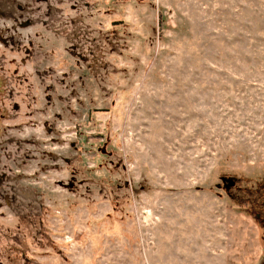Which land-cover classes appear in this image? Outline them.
I'll return each instance as SVG.
<instances>
[{
    "label": "rangeland",
    "instance_id": "1",
    "mask_svg": "<svg viewBox=\"0 0 264 264\" xmlns=\"http://www.w3.org/2000/svg\"><path fill=\"white\" fill-rule=\"evenodd\" d=\"M0 264H264V0H0Z\"/></svg>",
    "mask_w": 264,
    "mask_h": 264
}]
</instances>
